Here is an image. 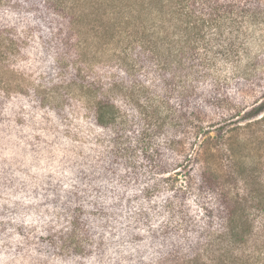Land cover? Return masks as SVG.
<instances>
[{
    "label": "rangeland",
    "instance_id": "374dc122",
    "mask_svg": "<svg viewBox=\"0 0 264 264\" xmlns=\"http://www.w3.org/2000/svg\"><path fill=\"white\" fill-rule=\"evenodd\" d=\"M32 1L0 7L4 20L17 23L11 37L19 47L3 74L17 90L6 95L0 89V264H145L159 256L173 264L175 257H189L207 231L217 228L200 207L211 196L197 189L191 129L181 136L167 125L156 130L148 146L156 152L151 165L137 141L143 117L110 90L138 82L158 103L177 113L196 110L205 121L249 110L264 99V12L226 25L212 39L209 58L184 69L190 74L175 77L149 64L126 75L114 63L60 65L55 55L61 51L49 48L57 28L51 31V19L35 18ZM82 83L121 106L131 126L99 127L74 93ZM164 107L152 123L162 121ZM178 138L183 151L167 145ZM164 163L173 169L159 172L155 164ZM74 225L72 246L79 243L80 250L49 245V238L60 243ZM251 250L264 264V214L254 219Z\"/></svg>",
    "mask_w": 264,
    "mask_h": 264
},
{
    "label": "trees",
    "instance_id": "16d2710c",
    "mask_svg": "<svg viewBox=\"0 0 264 264\" xmlns=\"http://www.w3.org/2000/svg\"><path fill=\"white\" fill-rule=\"evenodd\" d=\"M17 1L0 0V7ZM31 4L37 10L36 19H51V31L57 28L56 42L49 48H59L61 52L55 58L63 67L80 69L114 63L130 75L154 64L175 77L192 73L184 69L192 67L194 60L203 63L209 58L212 39L220 38L226 25L264 12V0H34ZM0 17V89L7 95L17 90L3 76L9 68L7 59L19 49L11 37L17 23L4 20L3 13ZM137 85L138 82L122 83L120 87L114 84L110 91L127 99L143 117L145 127L137 140L142 159L154 162L156 152H150L148 146L156 130L167 125L181 136L191 129L187 134L194 139L190 147L195 141L197 145L193 158L198 171L197 189L211 196L210 202L200 207L209 221L216 220L217 228L207 231L204 241L194 245L192 254L175 257L173 264H259L251 250V240L254 219L264 214V99L251 104L249 110L233 109L214 122L205 121L196 110L177 113L164 105L167 102L158 103L155 95H147L144 85ZM79 87V92L74 93L83 98L99 127L131 126L123 119L122 107L99 98L95 86L82 83ZM188 92L183 88L184 96ZM161 107L166 115L154 124L151 119ZM118 137L124 139L122 135ZM167 145L172 150L184 149L179 138L168 140ZM184 157L189 161L187 154ZM155 165L161 173L173 169L165 163ZM75 226L60 243L49 238V245L63 252L80 250L79 243L72 246ZM161 248L164 250L163 245ZM160 257L145 264H166Z\"/></svg>",
    "mask_w": 264,
    "mask_h": 264
}]
</instances>
